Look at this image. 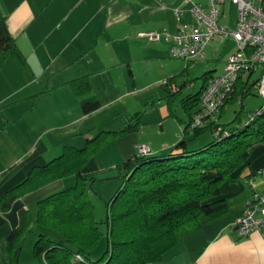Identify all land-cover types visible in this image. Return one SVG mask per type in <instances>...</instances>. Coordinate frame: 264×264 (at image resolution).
Returning a JSON list of instances; mask_svg holds the SVG:
<instances>
[{"label": "crops", "instance_id": "0c3cea01", "mask_svg": "<svg viewBox=\"0 0 264 264\" xmlns=\"http://www.w3.org/2000/svg\"><path fill=\"white\" fill-rule=\"evenodd\" d=\"M0 6L7 16L11 35L36 74L29 81L14 66L12 73L1 72L4 65L0 68L1 199L7 190L26 178L34 166L43 165L60 155L65 146H83L87 138L106 130H94L96 125L90 119L92 113L82 114L67 82L82 75H90L96 94L105 90L112 95L110 100L101 105H111L125 97L132 98L136 89H129L125 83L122 91L117 79L122 77L126 82V73L133 76L130 66L134 62L159 57L166 47H169L170 52V42L164 35L153 41L141 33L166 30L174 34L178 28L174 8H186L187 5L182 4L181 0H0ZM183 21H190L187 13ZM224 64L220 71H215V67L210 68V76L221 73ZM253 75L244 73L239 79L245 90L249 88L248 82ZM47 81L51 88L42 92ZM11 82H17L12 93L9 91ZM171 84L178 90L170 101V86L161 84L167 91L166 100L159 103L163 120L170 116L177 117L173 104L182 92V87L172 80ZM195 85L194 81L189 83L192 88ZM204 85L203 79L198 89L186 97L202 91ZM240 86L237 85L236 93ZM15 94H20L14 100L15 104L2 105ZM24 98L29 103L23 102ZM190 119L189 115L186 120L177 117L178 123L172 125L169 122L167 127L162 123L160 131L164 135L157 141H147L142 131L112 139L91 157L83 167V172L92 175L97 168L108 169L113 176L120 178L118 165L137 154L140 144H148L151 155L167 153L181 140L180 134ZM195 141L191 140L194 147L198 146ZM262 165L264 143H258L232 190L225 195L227 211L198 229L183 234L177 244L164 254L163 259L153 264H264V235L252 231L240 236L234 224L251 197L247 177L252 174L259 189L264 185L262 177L254 174L255 169ZM74 180L73 176L53 180L15 199L7 211L0 210L1 264H8L6 238L19 223L21 208L30 210L33 221L24 236L19 264H45L33 252L37 232L43 230L36 222L37 201L65 188Z\"/></svg>", "mask_w": 264, "mask_h": 264}, {"label": "trees", "instance_id": "16d2710c", "mask_svg": "<svg viewBox=\"0 0 264 264\" xmlns=\"http://www.w3.org/2000/svg\"><path fill=\"white\" fill-rule=\"evenodd\" d=\"M8 57L15 60L27 79L36 77L11 35L7 16L0 6V68ZM211 74L212 70L203 73L205 84ZM238 83L239 80L236 87ZM67 85L84 116L101 107L90 75L71 79ZM50 88L47 81L42 92ZM201 92L199 90L181 100L190 117L198 110ZM176 94L169 91V101ZM235 98L236 89L227 102ZM222 111L223 107L218 125L223 127L224 132L219 137L213 135L210 142L192 146L191 140L206 130H213L208 126L190 132L188 122L181 140L169 152L160 155L135 154L118 165L124 180L107 202V248L96 260L92 259L91 252L99 245L103 231L91 197L94 179L83 172V167L108 141L139 130L142 111L133 113L122 128L101 130L87 138L82 147L67 145L60 155L43 165L34 166L26 178L2 195L0 210L7 211L15 199L46 183L75 176L74 185L37 201L36 222L44 231L37 232L34 256L45 264L160 262L183 234L198 229L227 211L225 195L240 177L255 145L264 143V113L248 119L245 124L228 126L220 122ZM238 119L239 115H236L233 121ZM18 215V225L6 238L8 264H19L24 236L33 221L27 208H21ZM49 230L60 237L51 238L47 233Z\"/></svg>", "mask_w": 264, "mask_h": 264}, {"label": "rangeland", "instance_id": "374dc122", "mask_svg": "<svg viewBox=\"0 0 264 264\" xmlns=\"http://www.w3.org/2000/svg\"><path fill=\"white\" fill-rule=\"evenodd\" d=\"M221 8L222 13L220 15L219 23L223 26L233 28L238 15L236 5L227 1L221 6ZM235 50L236 43L233 38L229 37L226 39L221 35H217L205 46L204 59H196L187 62L183 59L173 57L169 52V47H166L159 57L154 56L153 58L134 62L133 65L130 66L133 76H129L128 73H126V82L122 77H119L117 79V85L122 87V91H124V85L127 83L129 85V89H132V87L136 89L134 90L135 94H133V97L130 99L125 97L121 98L117 101V103L115 102L111 105H101L97 111L93 112L90 119L91 122H94L96 125L94 130L98 131L100 129L109 130L122 128L132 113L141 110L145 112H143L144 115L141 120L142 126L137 131H142L144 136L148 138L147 141H157L164 135H161L162 131H160V125L162 123L164 127H167V125L169 126V122H171L172 125L177 124V117L184 120L188 119V114L184 110L181 99L186 97L188 93L198 89L203 82V73L212 67L216 68L215 71H220L223 64L227 60V57ZM3 65V71L1 72L12 73L14 66L18 72L21 71L22 74H25L12 57H8ZM173 75L176 76L174 78L175 80H172V82L175 81L178 86L182 87V92L179 93L173 104V111L177 117L170 116L166 120H163L161 119V113L159 112V103L162 104V102L166 100L164 97H166L167 91L165 87L161 85V81L169 79V77ZM257 76L258 72L250 78L248 82V91L245 90L243 83H238V86L240 84L242 86L239 87L236 93V98L230 102H226L223 106L220 122L227 124L228 126H239L240 124H245V122L249 119V113L264 104V99L258 95L254 84V80ZM192 81L196 84L194 88L189 86V83ZM16 87L17 82H11L9 91L12 93ZM245 92L246 94L243 96V93ZM118 93H120V91H118ZM18 95L20 96V94L11 95V98L9 97V99L2 105L15 104L14 100L18 99ZM96 96L101 104L112 98V95L106 93L105 90L99 92ZM23 102L29 103V100L24 98ZM236 115H239V119L233 121ZM195 140L198 145H204L213 140V133L211 130H206L197 136ZM91 176L94 179L91 197L95 206L96 218L99 221L101 230L103 231V236L99 245L91 252L92 259L96 260L103 255L107 248V202H109L116 193V190L119 187L118 185L120 183L122 184L124 178L123 176H120V178L113 176L111 171L108 169L101 170L98 168L92 172ZM73 178H75V176H73ZM74 183L75 180L72 184L66 187L72 186ZM47 233L53 239L60 237V235L55 231L49 230Z\"/></svg>", "mask_w": 264, "mask_h": 264}, {"label": "built area", "instance_id": "2783aa9c", "mask_svg": "<svg viewBox=\"0 0 264 264\" xmlns=\"http://www.w3.org/2000/svg\"><path fill=\"white\" fill-rule=\"evenodd\" d=\"M227 1L235 4L238 10L233 28L219 23L221 6ZM181 2L187 7L174 8L178 22L174 34H169L166 30H152L142 32L141 35L153 41L164 35L170 42V54L187 62L204 59L205 46L217 35L234 39L236 50L228 56L223 71L207 79L200 94L199 108L192 115L187 128L192 132L211 126L213 135L219 137L224 132L223 127L218 125L219 113L232 97L237 81L244 73L258 72L255 86L258 95L264 99V0H181ZM186 13L190 17L188 23L183 21ZM161 83L169 85L172 92L178 90L169 79H164ZM263 113L264 104L250 112L249 119L252 120ZM148 153L150 147L147 144L138 146L137 154ZM254 174L260 175L264 183V165L256 168ZM247 182L251 188V197L234 224L240 236H246L252 231L264 235V185L259 189L252 174L247 177Z\"/></svg>", "mask_w": 264, "mask_h": 264}]
</instances>
